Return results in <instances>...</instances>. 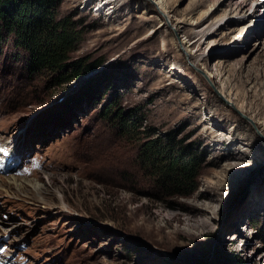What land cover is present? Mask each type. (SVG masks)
<instances>
[{"label":"rangeland","instance_id":"374dc122","mask_svg":"<svg viewBox=\"0 0 264 264\" xmlns=\"http://www.w3.org/2000/svg\"><path fill=\"white\" fill-rule=\"evenodd\" d=\"M166 1L60 0L72 56L101 60L63 84L0 44V163L21 152L0 168V264H264V0ZM239 8L257 24L235 38ZM170 154L193 189L162 184Z\"/></svg>","mask_w":264,"mask_h":264},{"label":"trees","instance_id":"16d2710c","mask_svg":"<svg viewBox=\"0 0 264 264\" xmlns=\"http://www.w3.org/2000/svg\"><path fill=\"white\" fill-rule=\"evenodd\" d=\"M60 0H0V44L11 36L13 44L21 48L27 58V67L31 72L48 70L49 81L63 84L73 78L96 68L100 59L89 60L72 56L82 31L70 15L57 17L56 8ZM92 78L89 77L88 80ZM111 105L106 109L109 115ZM120 127L132 132L135 123L122 113H117ZM148 149V150H147ZM146 150L151 158H160V152L154 140L147 144ZM161 153V154H160ZM192 159L180 161L177 155L157 164V173L165 187H195L197 170ZM182 193V192H180Z\"/></svg>","mask_w":264,"mask_h":264},{"label":"bare ground","instance_id":"6f19581e","mask_svg":"<svg viewBox=\"0 0 264 264\" xmlns=\"http://www.w3.org/2000/svg\"><path fill=\"white\" fill-rule=\"evenodd\" d=\"M150 3H152L154 6L155 5H157V6H159L160 7V9H162L164 12H166L167 13V1L166 0H148ZM104 2V1H103ZM105 3V2H104ZM101 4H102V2L100 3V5H98V9H101V10H104V9H106V7H102L101 6ZM101 6V7H100ZM240 10H239V12L238 13H236V11H235V13L236 14H240V20L239 21H241L240 22V25L237 27V32H236V35H235V38H242V37H244V35H245V33H246V30L247 29H251V28H253V26H256V24H257V22L255 21L256 19L255 18H253V19H246V17H247V13H248V11H244L243 10V8H239ZM203 15L204 14H201V15H199V16H197L196 18H193V21H199V20H201L202 19V17H203ZM231 15H234V14H231ZM221 17H226V14H224V15H222V16H219L218 18V21L221 19ZM246 19V20H245ZM256 22V23H255ZM235 41V40H234ZM180 50L183 52V54H184V56L187 58V59H189V60H191L192 62H193V64H195V65H198V62H197V60H199V59H197V55L196 56H194V53H193V51H192V49H191V45L189 44V42L186 40V38L185 37H183V40H182V42L180 43ZM199 55H201V54H199ZM202 71H203V73H202ZM202 71H201V74L203 75V76H205V78L206 79H209L210 81L211 80H213V79H215L216 78V75L215 74H213L212 73V71H207V70H205V67L202 69ZM236 111H238V112H245L246 113V111H244V109L243 108H239V106H236ZM257 128H259V129H261L260 128V126H256ZM11 151H13L14 153H12V158H9L7 155L6 156H3L2 157V162L0 163L1 165H0V168H3V166H4V164L5 163H7V162H15V161H17L19 158H20V155H21V152H18L15 148H14V146L13 145H11L10 146V154H11ZM14 155H16V157L14 158L13 156ZM10 156V155H9ZM8 163V164H9ZM234 168V167H233ZM12 174V173H11ZM11 182H13V183H15V184H17V186H19V187H21L22 186V183L21 182H17L14 178H11ZM31 183H32V181H31ZM34 183V182H33ZM38 185H40V184H38ZM32 186L37 190V191H39V189L40 188H38L37 187V184L36 183H34V184H32ZM42 188V187H41ZM34 192H36V191H34ZM34 194H36V193H34ZM2 263V262H1ZM4 263V262H3Z\"/></svg>","mask_w":264,"mask_h":264}]
</instances>
